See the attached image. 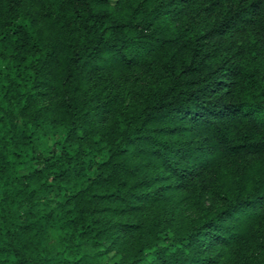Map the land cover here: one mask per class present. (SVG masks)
Listing matches in <instances>:
<instances>
[{
  "label": "trees",
  "instance_id": "trees-1",
  "mask_svg": "<svg viewBox=\"0 0 264 264\" xmlns=\"http://www.w3.org/2000/svg\"><path fill=\"white\" fill-rule=\"evenodd\" d=\"M0 264H264V0H0Z\"/></svg>",
  "mask_w": 264,
  "mask_h": 264
},
{
  "label": "rangeland",
  "instance_id": "rangeland-1",
  "mask_svg": "<svg viewBox=\"0 0 264 264\" xmlns=\"http://www.w3.org/2000/svg\"><path fill=\"white\" fill-rule=\"evenodd\" d=\"M43 101L46 103V104H51L52 101H53V98H44Z\"/></svg>",
  "mask_w": 264,
  "mask_h": 264
}]
</instances>
